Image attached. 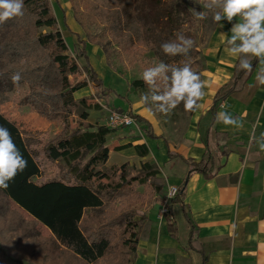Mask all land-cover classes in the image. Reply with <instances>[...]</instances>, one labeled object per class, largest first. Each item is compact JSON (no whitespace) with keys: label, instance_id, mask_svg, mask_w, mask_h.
Returning a JSON list of instances; mask_svg holds the SVG:
<instances>
[{"label":"trees","instance_id":"trees-1","mask_svg":"<svg viewBox=\"0 0 264 264\" xmlns=\"http://www.w3.org/2000/svg\"><path fill=\"white\" fill-rule=\"evenodd\" d=\"M112 11L108 12V14L112 13L111 18L100 35L88 36L86 34L85 40L97 45L102 50L108 65L109 47L116 42H121L124 45L142 43L153 51L160 61L168 63L169 60L172 62L177 60L178 56L170 57L163 54L160 44L170 40L177 28V22L180 20H184L185 23L190 22L192 13L181 2L176 0H127L121 10ZM76 22L78 23L77 20ZM28 26L32 28L30 33L27 31ZM39 28H46V30L39 31ZM31 33L33 36H30ZM18 34H22V37L26 35L25 38L28 42L25 43L23 39H18ZM103 38L107 40L103 42ZM83 43V48L75 49L76 57L70 56L67 53L68 46L65 38L59 29L49 1L24 0V15L0 25V94L12 90L17 85L11 82L12 73H21L22 79L19 84L26 83L27 77L34 75L38 78V86L44 90L40 95V100L45 102L48 96L51 99L55 98V103L52 105L53 112L56 114L57 110L67 111L69 107L76 104L73 97L75 92L87 86L89 82L96 83V86L102 84L100 77H97L96 71L87 60L86 42ZM78 57H84L87 61L83 68L76 61ZM35 58H38V64L29 67L30 62ZM251 59L255 67L256 59ZM237 64L238 60L235 65ZM12 66L14 67L12 68ZM83 73L85 78L69 80V75L77 77L82 76ZM250 75L251 73L238 70L234 66L230 85L225 91H217L214 95L210 107L212 112H215L222 99L231 92L239 90ZM140 83V80H135L132 85ZM47 90H50L52 95H49L51 93H47ZM42 102L40 106H42ZM79 102L84 104L85 97H82ZM118 111L120 110L118 109ZM132 116L138 122L143 120L137 115ZM81 117L85 120L87 114L83 112ZM46 118L48 121L51 119L47 113ZM0 125L10 130L14 142L28 161L27 168L18 174L14 181L10 182L9 187L0 189V198L7 200L8 203H14L30 215L34 222L43 224L50 230L56 248L52 255V261L61 254L58 248L62 247L64 252H70L84 264L98 263L107 256L112 248L110 235L113 225L121 227V233H124L125 236L122 243L124 246L128 245L129 251L132 256L134 255L137 242L147 230L150 222L146 214L134 219L131 217L132 214L120 212L112 214L108 220L101 224L98 222L100 217L104 216L103 214L110 212L108 207L113 204L109 205L108 199H111V196L119 197L125 186L129 187L133 183L146 185L149 190L148 194H150L148 198L151 197L150 204L157 200V194L162 191L164 181L158 176V170L153 165L147 161L143 162L141 172L133 175L131 179H126L123 176L126 163L113 165L109 173L95 170L96 166L108 160L109 148L106 145V136L114 128L105 124H88L86 127L79 126L70 129L69 122L65 121L57 136L44 146L43 154L52 163L63 160L67 168L63 170V175L59 179L37 184L33 182L32 178L41 175L42 171L29 151L25 131H21L17 124L8 119L1 111ZM145 132L153 137L148 127ZM131 146V143H127L116 146L115 150ZM134 148L139 151L141 156L148 152L145 144H136ZM168 154L173 156L171 152ZM206 155L199 160L182 158L187 165V175L183 184L178 187V192L172 202L183 194L185 182L192 173H200L205 179H210L216 174L217 169L208 151ZM115 207L113 206V208ZM3 208L4 206H0V216L3 215V213L1 214ZM187 219L189 221V218ZM167 221L170 233L175 236L174 221L171 219ZM17 229L18 227L8 223L2 229V233L9 240L8 234L13 235ZM194 236L195 231L191 226L188 247L194 249L197 247L198 251L202 253V261L205 262L207 257L203 254L200 245L197 246ZM33 237L36 236L27 233L19 235L14 243L10 242L5 245L3 241L2 245L0 243V256L5 257L6 251L12 254L20 247L25 252L22 256H25L28 243L23 244V240L29 241ZM10 244H12L11 247ZM47 260V257H43L41 264H53L47 263ZM16 262L22 264L23 259Z\"/></svg>","mask_w":264,"mask_h":264},{"label":"rangeland","instance_id":"rangeland-1","mask_svg":"<svg viewBox=\"0 0 264 264\" xmlns=\"http://www.w3.org/2000/svg\"><path fill=\"white\" fill-rule=\"evenodd\" d=\"M48 1L68 46L67 53L72 57H76L74 52L75 49L78 50L83 48V42H86L85 54L87 60L96 71L97 77H100L102 84L96 86V83L89 82L87 86L80 89L81 91L73 94L76 102L75 105L69 107L67 111L57 110L58 112H56V114L52 110L55 98L51 99V97L48 96L45 102L40 100V95L44 90L38 86V78L34 75L27 77L28 80L26 83L17 84L12 90L0 94V111L4 115L15 119L14 121L17 123L19 129L25 131V139L29 145V151L42 171L41 175L34 176L32 180L40 184L48 180L59 179L60 176L63 175V170L67 168L63 160H59L58 163H52L47 160L43 154L44 146L57 136L62 129L63 122L68 121L70 129H75L79 126L86 127L88 124L98 125V123H102L107 125V113L111 110L118 111V109L122 111V113H131L144 120L141 122L136 120L134 124L128 127L114 128V130L108 134L106 145L111 152L108 160L96 166L95 170L109 173L113 165L117 166L126 163L123 176L126 179H131L133 175H137L141 172V165L143 163L140 159L141 155L138 150L135 151V153L133 152V154L127 151H116L114 145L117 142L116 140H118L117 136L119 133H115V131L122 129L121 133L129 135L127 137H139L145 134V129L148 126L147 122L149 120L158 125L160 130L168 135L170 138L169 140L176 141L188 130L189 124L192 118H194L196 111L200 108L202 100L198 101V107L191 112L185 111L182 105L174 109L167 117L149 112L145 106L139 103V97L142 93L148 91V86L141 78L143 70L146 67L153 66L160 62L154 52L148 47H145L142 43L130 45H124L121 44V42L112 43L111 47H109L110 54L108 65L105 58H103V52H97L95 50L99 47L85 41L86 34L88 36H99L102 29L107 27L106 25H108V21L111 18L112 13L108 14V12L112 10L116 11L117 9L118 11L121 10L127 0ZM176 1L181 2L191 13L194 7L198 11L204 10L202 8L203 0ZM208 15L209 18L205 20H196L192 16L190 22L185 23L184 20H180L176 23L177 28L174 30L170 39H174L175 34L180 32L191 37L195 41V45L193 49L190 50L188 56H178L177 60L173 62L169 60L168 62L173 64H182L183 62L190 63L193 71L199 72L201 78L206 83L208 82V77H210L212 69L210 68V64L207 63L205 50L211 41L213 32L219 26L211 20V13ZM75 23L79 27L77 33L70 28V25ZM31 29L32 28L28 26V33H30ZM40 30H46V28H39V31ZM30 36H33L32 33ZM25 37L26 35L22 37V34H18V39H23V41L27 43L28 40ZM106 40L105 38L102 39L103 42ZM76 61L81 68L87 63L84 57H78ZM35 64H38V58L31 61L29 67ZM13 67L14 66H12V68ZM75 78H85V75L84 73L82 76L77 77L75 75H69L70 81H74ZM135 80H140L141 83L133 86L132 82ZM47 93H51L49 95H52L50 90H47ZM82 97H85L84 104L79 102ZM41 102L43 103L42 106H40ZM83 112L87 114L85 120L81 117V113ZM46 113L51 118H49L50 121L47 120ZM46 122L49 123V126H45L48 125ZM155 160L158 162L159 158L157 157ZM121 192L122 194L119 195V197L111 196V199H108V204L110 205L112 203L113 205L108 207L110 212L100 217L98 224L108 220L109 216L114 213H129L132 214L131 217L134 219L146 214V208L150 204L151 198H148L150 194H148L149 190L146 185L133 183L129 187L125 186ZM165 193L166 190L164 194ZM162 199L163 196L160 199L161 203ZM0 206H4L1 210V214L3 213V215L0 216V235L3 239L0 240L1 245L3 241L5 245H8L10 242L14 243L21 234L31 233L37 237L32 238L35 239L34 241L32 239L29 241L23 240V244L28 243L25 256H22V254L25 253L22 247L18 250H14L12 254L6 251L5 257L0 256V264H18L16 261H20V259H23L22 264H41L43 257H47V263L84 264L70 252H64L62 247L58 248L61 254L52 261V255L56 248L55 243L53 244L50 230L43 224L34 222L30 215L18 208L14 203H8L7 200L0 198ZM113 206L116 207L113 208ZM8 223L18 227L13 235L8 234V236H10L9 240L5 238L2 233V229L6 227ZM111 228L110 242L112 248L107 256L96 264H131L134 255L132 256L129 251V246H124L122 243L125 236L124 233H121V227L119 225H113ZM9 246L11 247L12 244Z\"/></svg>","mask_w":264,"mask_h":264},{"label":"crops","instance_id":"crops-1","mask_svg":"<svg viewBox=\"0 0 264 264\" xmlns=\"http://www.w3.org/2000/svg\"><path fill=\"white\" fill-rule=\"evenodd\" d=\"M223 23L224 28L215 29L206 47L212 72L201 106L185 134L171 141L149 120L147 127L153 137L146 132L139 137H127L121 133L122 129L115 131L119 133L115 147L132 144L116 151L133 154L134 145L145 144L148 152L140 159L153 165L164 181L157 200L146 208L150 222L137 242L131 264H264V151L250 141L253 133L258 136L264 132V85L256 82V63L242 87L222 99L214 113L210 109L215 93L225 91L230 85L237 62L222 42V32L231 27L226 21ZM70 28L77 33L79 27L75 23ZM95 50L102 52L99 48ZM222 104H227V111L242 119V128L216 122L215 115L222 110ZM207 151L216 174L210 179L200 173L188 176L183 194L170 206L175 224L173 236L168 228V216L159 212L160 199L168 186L183 184L187 165L182 158L199 160L207 156ZM191 226L197 246L207 257L205 262L197 247H188Z\"/></svg>","mask_w":264,"mask_h":264},{"label":"clouds","instance_id":"clouds-1","mask_svg":"<svg viewBox=\"0 0 264 264\" xmlns=\"http://www.w3.org/2000/svg\"><path fill=\"white\" fill-rule=\"evenodd\" d=\"M202 8L203 11H198L194 7L192 16L196 20H205L211 13V20L221 29L224 28L223 22L230 24L228 31L222 32L227 52L237 58L235 66L238 70L249 74L254 68L251 58H255L258 64L255 79L264 85V0H203ZM23 15L24 0H0V25ZM194 45L191 37L178 32L174 39L161 43L160 50L170 57H186ZM141 78L148 91L140 95L139 103L153 114L167 117L181 105L185 111L191 112L205 96L206 82L188 62L173 65L160 61L146 67ZM10 79L14 85L19 84L21 73H12ZM227 107V104L221 105L222 110L215 115L216 122L242 128V119L227 111ZM123 120L134 123L130 116H124ZM250 141L264 151V132L258 136L253 133ZM27 166L28 161L14 142L10 130L0 125V189H7Z\"/></svg>","mask_w":264,"mask_h":264},{"label":"built area","instance_id":"built-area-1","mask_svg":"<svg viewBox=\"0 0 264 264\" xmlns=\"http://www.w3.org/2000/svg\"><path fill=\"white\" fill-rule=\"evenodd\" d=\"M124 116L132 117L135 123L136 120L131 113H122V111L111 110L107 113V117H106L107 126L111 128H119V127H128L129 125L134 124V123H125L123 120ZM177 192H178V187L172 185L167 187L166 193L163 195L159 212L163 216H168L169 219H172L170 206L172 203V199L174 198Z\"/></svg>","mask_w":264,"mask_h":264}]
</instances>
